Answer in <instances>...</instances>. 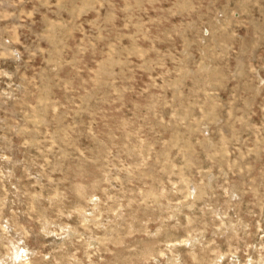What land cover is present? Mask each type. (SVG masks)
<instances>
[{
	"label": "rangeland",
	"instance_id": "1",
	"mask_svg": "<svg viewBox=\"0 0 264 264\" xmlns=\"http://www.w3.org/2000/svg\"><path fill=\"white\" fill-rule=\"evenodd\" d=\"M0 264H264V0H0Z\"/></svg>",
	"mask_w": 264,
	"mask_h": 264
}]
</instances>
